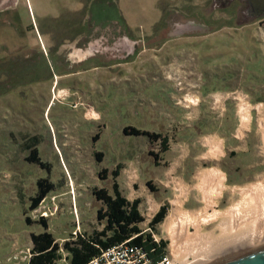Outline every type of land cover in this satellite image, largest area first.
<instances>
[{
  "label": "rangeland",
  "instance_id": "374dc122",
  "mask_svg": "<svg viewBox=\"0 0 264 264\" xmlns=\"http://www.w3.org/2000/svg\"><path fill=\"white\" fill-rule=\"evenodd\" d=\"M18 1V6L13 2L11 7L0 5V10L11 9L0 11V264H28L33 246L31 233L45 230L38 223L41 216L47 218L48 230L62 245L77 234L101 230L98 210L103 204L96 199L94 188H107L112 193V171L118 164L140 160L147 165L154 154L161 158L159 142L123 132L127 126H138V116L132 109L137 102L134 86L175 84L179 106L191 105L189 100L198 98L193 95H200L201 86L227 91V99L237 105L238 99L242 100L241 108L249 104V98L253 104L261 102L258 96L264 98L260 85L264 77V15L257 19L248 16L247 21L233 24L235 16L245 14L247 8L244 4L238 11L239 1L209 12L212 0H111L116 6L109 8L112 12L116 9L114 19L118 20L104 26L91 25L94 0ZM196 9L206 10L209 22L196 15ZM169 19L191 21L193 25L201 20L211 32L189 33L170 43H149L158 32L164 37L171 30L166 26L171 23ZM83 21L90 29L83 26ZM88 29L90 32H85ZM124 34L144 39L132 59L122 58L126 53L122 47ZM92 44H99L93 54L88 51ZM79 49L84 54H76ZM50 52L61 64L65 54L71 65L55 71L48 56H44ZM43 56L53 74L29 73L17 80L11 77L24 71L29 61ZM91 57L97 61L87 63L85 60ZM157 94L162 99L158 105L170 103L162 97L168 92ZM248 114L249 129L240 131L242 143L247 144L245 152L223 147V155L218 158L204 157L224 141L218 139L206 147L203 144L210 142L209 138L199 139V151L185 147L181 152L182 140L175 126L169 133L172 148L162 168L171 175L150 181L154 197L151 204L141 206L145 221L140 226L157 240L167 242V253L179 264L186 254L174 251L164 222L172 212L179 216L198 207L202 215L213 212L197 189L203 171L218 167L226 175L228 187L218 200L220 210L241 200L240 189L264 183V129L260 127L264 110L260 113L250 106ZM30 137L39 141L40 156L50 164V171L27 160L30 151L25 144ZM225 167L234 173H226ZM40 178H48L55 187L37 209L31 210L30 198L37 193ZM124 192L131 196L129 189ZM197 199L202 201L198 203ZM178 202L183 203L178 206ZM153 203L165 204L167 214L151 227L152 218L147 220V216L153 212ZM213 225H203L201 233H209ZM190 245H186V251L193 249L196 253H206L210 246L206 239ZM66 256L63 252L59 264H68Z\"/></svg>",
  "mask_w": 264,
  "mask_h": 264
},
{
  "label": "crops",
  "instance_id": "0c3cea01",
  "mask_svg": "<svg viewBox=\"0 0 264 264\" xmlns=\"http://www.w3.org/2000/svg\"><path fill=\"white\" fill-rule=\"evenodd\" d=\"M4 10L7 11L11 9ZM4 10L0 11L2 12ZM171 40H168L166 43H170ZM68 73H72V71L66 72L65 74ZM260 81L261 89L264 90V77L261 78ZM252 84L255 85L254 83H251V85ZM247 87L248 89L256 90V87ZM133 91L137 92V95H135L137 97V102L132 108L133 113L138 116V119L136 121V124L138 126L135 127H138V129L141 130L162 133L169 136V133L172 131L173 126H175V131L178 134V138L179 140H182L181 144H183L179 145V150H182L181 152L185 151L183 149L185 147L192 149L195 148L196 151H199L200 148L197 142H199V139L202 138H209L210 142L203 144L206 147H209V143L214 142L218 139L224 140L221 144L222 154H218L217 156L208 154L204 157L211 156L212 159L218 158V156L223 155V147L228 148L231 151H237L238 149H241V151L243 152L246 151L247 144L242 143L243 134H241V132H246L249 129L250 120L248 123H244L243 114L240 108V104L242 102L237 105L234 100L227 99L229 95L227 94V91L205 90L203 86H201L200 90H198L200 95H193L197 96V99L201 100H197L196 103H192L191 105L186 104L183 106H179V104L175 102L178 92V88L175 84H138L134 86ZM162 91L168 92V94L162 95L163 99L170 100V103H165V106L158 105V103H161L162 99L160 94L158 95L157 92ZM253 96L255 98L257 97L255 94H253ZM257 98L261 99V102L258 101L260 103L253 104L251 103V100L249 98L247 104L249 103L250 106H252V110L258 109V112L261 113L264 110V98L260 96H258ZM260 104L261 106H258ZM185 143L192 145V147L186 146ZM171 148L172 145L169 141V150L162 153L161 158L159 159V164L156 163L154 158L151 159V161H148L147 165L140 160L134 162L128 161L126 164H122L123 168L120 171V175L117 177V182L120 186V190L122 194L130 201L139 199L141 201L139 205L140 210L142 205L151 204V197H154L153 192L150 189L149 182L151 180H154L155 177L162 178L163 180V178L171 175V171L167 172L162 168L164 166L163 164L169 161L168 155L171 152ZM185 161L186 159L183 160V162ZM156 168H160V171H158ZM209 168L218 167H208V169ZM139 170L141 171L140 175L137 174ZM225 170L226 173H234L233 170L230 169V167H225ZM197 184H199V181L197 182ZM124 189H129L131 196L126 195ZM163 205L164 204L162 203H153V212L148 214L147 220L153 218ZM142 214L143 216L145 215L144 213ZM102 224L104 228L105 223Z\"/></svg>",
  "mask_w": 264,
  "mask_h": 264
},
{
  "label": "trees",
  "instance_id": "16d2710c",
  "mask_svg": "<svg viewBox=\"0 0 264 264\" xmlns=\"http://www.w3.org/2000/svg\"><path fill=\"white\" fill-rule=\"evenodd\" d=\"M118 12L120 13V11ZM123 132L129 136H147L152 143L159 142L162 153L169 150L170 138L168 135L141 130L133 126L125 127ZM27 141L25 147L30 151L27 160L50 171V164L40 156L39 141L36 137H30ZM154 158L159 164V155L154 154ZM122 168L123 165L118 164L112 171L114 178L113 193H110L107 188H94L93 190L96 199L103 204L98 210V221L105 223L104 228L91 234H77L75 238L62 245L57 241L55 235L48 230L47 218L41 216L38 223L42 224L45 230L40 233H31L33 246L28 264H59V261L63 259V252H67L68 264H88L103 249L126 240H130L132 244L143 248L153 262L159 261L167 254V242L157 240L152 233L145 232L140 226L145 221L139 207L141 201L139 199L130 201L122 194L117 182V177ZM100 175H103V172ZM149 186L153 187L151 182H149ZM54 187L55 184L48 178H40L37 193L30 198V209H37ZM166 214L167 206L164 204L152 218L151 227L161 223ZM27 219L30 221L28 217Z\"/></svg>",
  "mask_w": 264,
  "mask_h": 264
},
{
  "label": "bare ground",
  "instance_id": "6f19581e",
  "mask_svg": "<svg viewBox=\"0 0 264 264\" xmlns=\"http://www.w3.org/2000/svg\"><path fill=\"white\" fill-rule=\"evenodd\" d=\"M189 102L196 103L197 99H190ZM249 106L248 104L240 107L244 123L250 120ZM260 127L264 129V121ZM218 154H222L221 143L211 152V155ZM225 184V175L220 169L205 170L199 177L197 189L200 198L208 201V210L213 212L205 209L209 213L202 215L203 211H199L198 207L196 211L179 216L172 212L166 218L164 227L170 234L174 251L180 255L186 254L181 264H221L264 250V183L260 181L240 189L241 200L220 210L218 200L228 187ZM196 201L199 203L202 200ZM182 203L176 204L181 206ZM209 222H214L212 230L209 233H201L202 226ZM204 239L210 244L208 248L206 247L209 252L196 253L193 249L186 251L188 249L186 245Z\"/></svg>",
  "mask_w": 264,
  "mask_h": 264
},
{
  "label": "flooded vegetation",
  "instance_id": "af4514ba",
  "mask_svg": "<svg viewBox=\"0 0 264 264\" xmlns=\"http://www.w3.org/2000/svg\"><path fill=\"white\" fill-rule=\"evenodd\" d=\"M237 1L240 2V4H239L240 8L238 11H240V9L242 8V6H244V4L247 5L245 0H212L211 1L212 9L209 12L216 10L218 7H230L233 3H236ZM12 2L15 3V6H18L20 4V2L18 0H0V5L11 7L13 4ZM98 3H101V4H99L97 6ZM112 5H115V2H113L111 0H108V1L94 0L91 4V19H90V21L92 23L91 25H102V26H104L110 22L117 21L118 19L117 20L114 19L115 18L114 16H117L116 9H114L115 11L112 12V10L109 8ZM3 9H9V7L3 8ZM204 11L200 10V9L195 10L196 15L202 16V18L204 20L209 22L210 19H208V16L206 15L207 11L206 10H204ZM207 14H208V12H207ZM238 15H243V16L238 17ZM238 15H237V17L235 16V18L233 20V24H237L240 22L247 21V19L249 18L245 14H238ZM173 18L174 17H172L171 19H173ZM171 19H169V20L172 21ZM86 24H88V23H86ZM86 24L83 21V26L89 28L90 26L89 25L87 26ZM212 25H215V24H212ZM166 26H168V25H166ZM89 29L86 30L85 32L89 33L90 32ZM64 55H62V57L64 59H63V61H61L62 62V64H61L58 61V56H56V54H53L52 52H50L48 55L44 54V56H48V58L50 59L49 61L52 62L55 71L59 70L60 68H63V65H69V66L71 65L72 62H70L68 59H66L65 58L66 55L65 56ZM44 56H43V58L39 57V59L37 61H29V63H26V65L24 66V71H22L21 73L18 72L15 74L12 73L11 77L15 78V80H17V79L24 77L25 75H28L29 73L30 74L35 73L34 74L35 76H39V75H42L44 73L53 74V71H52L53 69H50V67L47 65V62L44 60ZM85 61L87 63H90V62L95 63V61H97V59L95 57H91L90 59H87Z\"/></svg>",
  "mask_w": 264,
  "mask_h": 264
},
{
  "label": "water",
  "instance_id": "95a60500",
  "mask_svg": "<svg viewBox=\"0 0 264 264\" xmlns=\"http://www.w3.org/2000/svg\"><path fill=\"white\" fill-rule=\"evenodd\" d=\"M247 3V8L244 11V13L249 16L252 17L253 19H257L259 17H261L262 15H264V0H245ZM201 20H197L198 25H193V23H191V21H185V22H181V21H171V23H169V28L171 27V30L168 31L166 33V35L163 37L162 34L163 32H158V34L156 36H154V38L150 39V41H148L149 43H156V42H161V41H166V40H171L189 33H193V34H206V33H210L211 29L208 25L204 24V23H200ZM201 24V25H200ZM193 26L195 27H201L203 30H196L193 29ZM206 28V29H204ZM123 40H122V47L124 49V51L126 52L124 54V56L122 58L126 59L129 56L134 55L138 48L143 46L144 43V39H133L129 36H127L126 34L123 35ZM145 44L146 46H148V44ZM99 49V44L98 45H91L90 46V51L89 53L93 54V50H98ZM76 54H84V50L83 49H79L76 51ZM133 56L130 58L132 59ZM221 264H264V250L255 252V253H250L247 255H243L239 258L230 260V261H226L224 263Z\"/></svg>",
  "mask_w": 264,
  "mask_h": 264
},
{
  "label": "built area",
  "instance_id": "2783aa9c",
  "mask_svg": "<svg viewBox=\"0 0 264 264\" xmlns=\"http://www.w3.org/2000/svg\"><path fill=\"white\" fill-rule=\"evenodd\" d=\"M241 95H239L240 97ZM240 98H243L242 96ZM238 104L242 102L238 99ZM242 104V103H241ZM240 104V105H241ZM88 264H179L172 254H166L162 259L153 262L143 248L132 244L130 240L110 246L101 251ZM181 264V263H180Z\"/></svg>",
  "mask_w": 264,
  "mask_h": 264
}]
</instances>
